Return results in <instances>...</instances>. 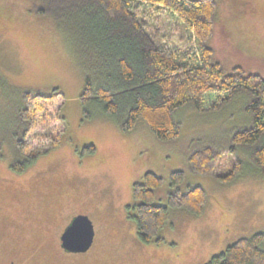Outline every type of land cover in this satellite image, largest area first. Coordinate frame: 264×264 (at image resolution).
I'll list each match as a JSON object with an SVG mask.
<instances>
[{"label": "rangeland", "instance_id": "1", "mask_svg": "<svg viewBox=\"0 0 264 264\" xmlns=\"http://www.w3.org/2000/svg\"><path fill=\"white\" fill-rule=\"evenodd\" d=\"M30 8L29 0H0V75L8 86L0 88V141L10 137L12 113L23 105L21 93L54 89L60 97L33 114L26 139L32 151L55 137L61 141L21 174L11 169V147L1 146L0 232L14 231L16 241L30 247L23 251L25 264H207L239 239L264 232V177L249 152L233 148L232 142L235 131L251 124L246 97L223 102L225 95L210 94L203 111L181 108L176 115L181 132L170 142L159 141L145 126L123 132L95 105L92 118L85 119L78 43ZM170 15L167 10L153 13L148 32L159 35V45L196 51L192 35ZM211 45L225 70L239 67L264 76V0H219ZM91 146L95 151L89 152ZM208 146L220 155L219 174H228L240 160L241 175L224 182L194 173L190 154ZM179 170L185 178L175 187L171 174ZM146 172L163 179L156 191L158 205L168 206L175 189L183 194L200 186L207 194L200 216L169 207L160 242H142L131 217L133 187ZM78 215L92 221L94 242L87 252H66L56 236Z\"/></svg>", "mask_w": 264, "mask_h": 264}, {"label": "trees", "instance_id": "2", "mask_svg": "<svg viewBox=\"0 0 264 264\" xmlns=\"http://www.w3.org/2000/svg\"><path fill=\"white\" fill-rule=\"evenodd\" d=\"M30 11L50 18L78 45V59L85 73L81 95L83 115L92 118L91 106L112 117L123 132L145 126L162 142L180 135L177 112L187 106L205 110L208 95H225L228 102L243 95L250 126L234 132L233 148L246 149L259 174L264 177V76L246 73L242 68L225 70L216 60L211 41L215 36L219 0H29ZM167 10L189 32L197 50L181 53L168 44L159 45V35L148 32L153 13ZM170 15V16H171ZM0 88H8L0 75ZM1 92V91H0ZM59 89L50 94L23 92L21 106L15 107L14 122L6 143L12 149L13 172L21 174L48 148L57 147L55 137L39 150L29 149L26 139L32 130L33 114L45 111L47 102L57 100ZM61 106L60 110L62 109ZM64 121V117L61 116ZM95 151L93 146L89 152ZM220 155L211 147L194 151L188 158L190 169L200 175H215L233 182L244 169L237 160L232 170L217 171ZM185 178L183 171L171 174L177 187ZM163 179L146 172L133 187L135 204L131 217L136 221L142 242L163 239L159 232L169 221V207H181L189 213L203 214L206 191L200 186L169 194L168 206L155 203L156 191ZM207 264H264V232L241 238L214 255Z\"/></svg>", "mask_w": 264, "mask_h": 264}, {"label": "water", "instance_id": "3", "mask_svg": "<svg viewBox=\"0 0 264 264\" xmlns=\"http://www.w3.org/2000/svg\"><path fill=\"white\" fill-rule=\"evenodd\" d=\"M95 230L88 216L78 215L73 218L62 234V247L67 252H87L94 242Z\"/></svg>", "mask_w": 264, "mask_h": 264}, {"label": "flooded vegetation", "instance_id": "4", "mask_svg": "<svg viewBox=\"0 0 264 264\" xmlns=\"http://www.w3.org/2000/svg\"><path fill=\"white\" fill-rule=\"evenodd\" d=\"M65 228L56 236L59 241V248L62 250H64V248L62 247L61 237ZM16 240H18V236L14 234V231H11L10 233L0 232V254H2L0 255V264H25L23 251L30 249V247L24 243L20 244Z\"/></svg>", "mask_w": 264, "mask_h": 264}]
</instances>
